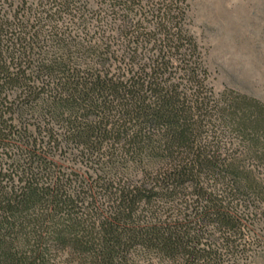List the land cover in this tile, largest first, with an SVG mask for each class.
Returning a JSON list of instances; mask_svg holds the SVG:
<instances>
[{
    "label": "trees",
    "instance_id": "trees-1",
    "mask_svg": "<svg viewBox=\"0 0 264 264\" xmlns=\"http://www.w3.org/2000/svg\"><path fill=\"white\" fill-rule=\"evenodd\" d=\"M101 3L0 0V264H247L264 104L214 93L185 0Z\"/></svg>",
    "mask_w": 264,
    "mask_h": 264
},
{
    "label": "rangeland",
    "instance_id": "rangeland-1",
    "mask_svg": "<svg viewBox=\"0 0 264 264\" xmlns=\"http://www.w3.org/2000/svg\"><path fill=\"white\" fill-rule=\"evenodd\" d=\"M80 1L96 17L104 9L101 0ZM185 1L188 29L201 48L214 93L229 90L264 104V0ZM249 229L260 246L247 264H264V208Z\"/></svg>",
    "mask_w": 264,
    "mask_h": 264
}]
</instances>
